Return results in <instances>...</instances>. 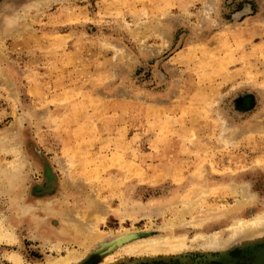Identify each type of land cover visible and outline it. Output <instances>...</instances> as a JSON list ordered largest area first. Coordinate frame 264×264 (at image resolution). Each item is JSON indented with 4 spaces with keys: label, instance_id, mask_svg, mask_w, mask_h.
<instances>
[{
    "label": "rangeland",
    "instance_id": "rangeland-1",
    "mask_svg": "<svg viewBox=\"0 0 264 264\" xmlns=\"http://www.w3.org/2000/svg\"><path fill=\"white\" fill-rule=\"evenodd\" d=\"M263 210L264 0H0V264H225Z\"/></svg>",
    "mask_w": 264,
    "mask_h": 264
},
{
    "label": "bare ground",
    "instance_id": "bare-ground-1",
    "mask_svg": "<svg viewBox=\"0 0 264 264\" xmlns=\"http://www.w3.org/2000/svg\"><path fill=\"white\" fill-rule=\"evenodd\" d=\"M5 171H6L5 172V175L10 180V184L12 185V187L16 185L15 183H19V180L22 179L21 171H20V164L18 162L10 165L9 168H8V170H5ZM44 180H45V183L43 185L46 187V189H48V186L50 185V183H53L54 184V182L51 181L48 177H45ZM53 186L54 185H51V188ZM18 187H19V185H18ZM198 200L196 201V200L193 199V200L187 201L184 204V208L187 211H191V209H193V205L195 203H198L199 202ZM251 200H252V197L249 194H247L246 192H244L243 195H242V197L239 200H236V203L233 205L234 208L231 207V208H228V209L229 210H231L232 208L233 209H239V207L243 206V204H245V203H249ZM226 208H227V206H226ZM25 209H27V208H25ZM16 213H17V211H16ZM222 213H223V211L222 210H219L217 208H206V209L202 210L201 212H199L198 215H196L194 217V221L197 224H199L198 222L206 221L208 219H212L213 217L218 216L219 214H222ZM77 217H78V215H77ZM82 217H81V219H82ZM249 217L246 218V219L240 217V218L234 219V221H232V223L229 226V237H230V241L236 240V239L247 238V237H250V236H253V235L255 236L257 234L260 235V233L261 234L264 233V210L255 213L250 218ZM84 219H86V218H84ZM62 220H65V219H62ZM78 220H80V219H78ZM79 224H85V222L83 221V223H79ZM79 224H76V223L73 224L75 226V229L77 230V233L79 235L80 234H81V236L83 235L86 239H88V238H95V237H98L99 236L98 233L93 229L94 227L91 226V225H93L92 223H91V225H85L86 230H87L86 232L81 228V227L84 228V226L83 225H79ZM129 231H131V230H128V231H126L124 233H127ZM121 234H123V232L120 233V235ZM7 236H9V235H7ZM99 237H101V236H99ZM172 237L173 236H170V235H166V236H164L162 238H152L151 237L149 240H144L143 242H140V241H137L136 242V241H134V242H132L131 244H129L127 246H130V247H133V248L139 247L140 250L145 249V250H151V251H155V252L157 250H159V248H162V247H163L162 249H165L166 251L169 250V249H174L175 250L180 244H179L178 240L175 241ZM78 239H80V238H78ZM230 241H228V242H230ZM206 242L207 243H210V244H212V243L221 244L220 243V240H219V238L217 236V234H214L213 237L207 238ZM83 255H84V253H83ZM109 257L110 256L104 257V259L102 260L103 262H100V263L101 264L108 263L107 261H108ZM12 258H13V261L15 262V264H22L21 259H20L19 256H17V254H14ZM77 259H78V255H77V252L76 251L67 250V253L65 255H62V256L60 255V257H58L56 259L49 260L46 263H38V264H74L77 261Z\"/></svg>",
    "mask_w": 264,
    "mask_h": 264
},
{
    "label": "flooded vegetation",
    "instance_id": "flooded-vegetation-1",
    "mask_svg": "<svg viewBox=\"0 0 264 264\" xmlns=\"http://www.w3.org/2000/svg\"><path fill=\"white\" fill-rule=\"evenodd\" d=\"M260 251H256L258 254ZM251 252H241L239 254H232V259L226 262L225 264H254L257 259V254ZM262 253V252H261Z\"/></svg>",
    "mask_w": 264,
    "mask_h": 264
},
{
    "label": "water",
    "instance_id": "water-1",
    "mask_svg": "<svg viewBox=\"0 0 264 264\" xmlns=\"http://www.w3.org/2000/svg\"><path fill=\"white\" fill-rule=\"evenodd\" d=\"M254 264H264V251L257 256Z\"/></svg>",
    "mask_w": 264,
    "mask_h": 264
}]
</instances>
